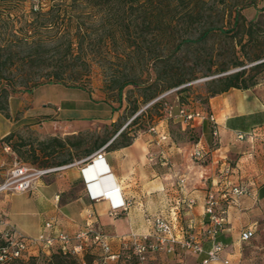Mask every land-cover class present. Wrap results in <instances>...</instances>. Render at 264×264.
I'll use <instances>...</instances> for the list:
<instances>
[{"label": "rangeland", "instance_id": "obj_1", "mask_svg": "<svg viewBox=\"0 0 264 264\" xmlns=\"http://www.w3.org/2000/svg\"><path fill=\"white\" fill-rule=\"evenodd\" d=\"M197 1L192 25L180 9L176 11L171 6L165 10L164 20L174 22L167 31L155 29L154 25L145 28V16L140 10H134L127 19V27L122 28L120 18L108 8L76 7L73 18L81 25L82 33L78 47L74 43L67 52L65 40L56 36L60 29L40 31L41 40L36 42L39 34L31 30V23L39 0H0V87L9 92L6 98L0 96V128L21 118L13 129L16 151L6 150L0 139V183L9 177L14 161L32 168L52 167L61 161L67 165L78 160L84 150L93 152L112 141L122 129L126 137L150 136L156 140V133L150 128L157 129L160 121H164L176 143H194L199 132L188 126L182 128L177 119L166 118L164 102H191L207 111L208 97L219 88L214 80L243 68V78H253L264 89V67L253 68L264 61V0ZM237 13L239 20L235 24ZM208 27L212 28L205 35ZM131 40H136L137 46ZM172 49H176L174 53H170ZM57 67H63L62 81L49 83L45 72L56 71ZM26 77L31 78L29 83H24ZM178 78L188 80L164 88ZM123 82L132 83H127L119 94L118 86ZM45 85L54 86L52 95L86 104L91 117L74 120L60 114L57 105L44 101L47 92L42 89L35 93V97L43 99L39 103L25 100L19 108L14 107L11 100L15 95ZM33 106L36 109L24 118V111ZM190 161L203 164L193 157L192 149ZM69 170L70 166L64 167L33 182L65 177ZM211 188L209 184L207 190ZM4 192L8 193L10 203L20 202L27 194ZM257 225L254 237L237 244L240 259L231 257L228 264H264V211ZM36 254L39 258L34 264H57L56 259L48 258L51 253L46 250ZM96 257L88 249L82 257H66L65 264H93ZM155 262L177 264L169 254L158 255Z\"/></svg>", "mask_w": 264, "mask_h": 264}, {"label": "crops", "instance_id": "obj_2", "mask_svg": "<svg viewBox=\"0 0 264 264\" xmlns=\"http://www.w3.org/2000/svg\"><path fill=\"white\" fill-rule=\"evenodd\" d=\"M53 87H36L31 92L15 95L11 101L17 108L25 100L37 104L43 99L35 97V93L42 89L47 92L44 101L57 105L60 114L74 120L91 117L86 104L52 95ZM41 105L45 104L41 102ZM206 106L217 121V137L211 135L208 121L201 124L192 120L180 124L182 128L188 126L197 130V141L176 143L164 121H160L155 129L156 140L150 136L137 137L129 145L116 149L109 148L110 141L104 144L102 160H97L93 151L86 162L70 166L65 177L59 175L49 181L37 180L29 190L17 192L27 193L20 202L10 203L8 193L0 192V219L24 235L35 236L50 217L54 218V231L73 233L84 225L86 214L92 212L93 219L110 236L112 249L116 250L120 246L119 237H126L130 232L148 231L150 217L154 214L176 212L175 232L179 236L193 235L201 242L204 251L200 254L179 250L155 252L149 255L148 263L155 264L158 255L169 254L177 264L180 260L194 264L205 257L211 243L204 231L207 225L204 197L211 184L220 197L225 220V230L217 234V240L231 247L224 252L225 258L239 260L237 244L241 243L240 233L249 227L253 229L254 237L257 221L264 211V150L262 137L255 131L258 126H264V89L260 86L245 90L229 88L210 95ZM32 109L35 110L36 106L25 110L23 117L31 115ZM20 120L8 121L6 128H0V139L13 131ZM159 133H165L167 138L157 142ZM238 133L245 134V137L237 139ZM196 147L208 150L206 164L190 161V149L193 151ZM151 154L155 156L153 161H149ZM96 161L106 167L101 172L104 176H111L110 183L120 188V195L131 201L126 211H120L116 216L109 214L108 199L91 200L87 193L85 182L91 180L84 178L82 169ZM226 169L228 171L223 174ZM180 178H184L182 187L178 184ZM238 184H248L249 193L239 197L230 195V188ZM55 195H59L58 200ZM187 198H192L194 203L186 205Z\"/></svg>", "mask_w": 264, "mask_h": 264}, {"label": "built area", "instance_id": "obj_3", "mask_svg": "<svg viewBox=\"0 0 264 264\" xmlns=\"http://www.w3.org/2000/svg\"><path fill=\"white\" fill-rule=\"evenodd\" d=\"M165 117L177 119L182 123H190L192 120L200 122L208 121L211 127V134L217 137L218 128L217 121L213 113L208 109H188L184 106L174 109L173 105L164 102ZM150 131L156 130L154 127ZM237 139H243L245 134L238 133ZM167 138L165 133H159L157 142ZM262 148L264 150V137L261 139ZM106 145L94 152L97 160H102V151ZM6 150L9 147L5 146ZM91 156H87L77 162H73L63 166H52L46 168H32L14 161L7 179L0 183V192H25L29 190L34 179L40 178L51 172L58 171L64 167H69L75 163H84ZM193 157L198 160L204 159L201 148L196 147L193 150ZM155 156L149 155V161H153ZM88 165L87 167H89ZM85 167V168H87ZM84 168V169H85ZM82 169V171L84 170ZM228 169L223 171L225 174ZM90 182H85L87 193L91 200L101 198L108 199L110 202L109 214L116 216L120 211H126L130 205V199L120 195V188L113 184L106 186L102 191L92 194L89 189ZM184 178L178 180V184L182 187ZM230 195L239 197L249 193L248 184L234 185L229 190ZM55 199H59V195H55ZM194 203L192 198L186 199V205L190 206ZM204 213L207 217V225L205 234L211 241L210 247L205 251V257L200 260V264H209L211 261H222L229 263V259L223 256L224 252L231 249L230 245L217 240V234L225 230V220L223 211L220 208V197L214 189L206 191L204 197ZM174 214L171 211L167 213H157L150 217L151 226L146 232L135 233L130 232L126 237H119L120 246L113 250L110 243V236L106 234L101 227L93 219V213L86 214L84 225L73 233L63 231H54V218L50 217L44 222L42 230L35 236H27L19 232L16 228L9 225L3 219H0V264H9L17 259L23 258L25 255H34L36 251L46 250L47 252H58L63 256L72 257L74 259L82 257L88 249L95 253L97 257L93 264H126L132 261V264H149L148 257L155 252L172 253L175 250L181 252H190L192 254H200L204 251L201 242L193 235L179 236L176 232ZM253 229L245 228L239 236L240 242H246L253 237ZM178 264H186L184 260H180Z\"/></svg>", "mask_w": 264, "mask_h": 264}, {"label": "trees", "instance_id": "obj_4", "mask_svg": "<svg viewBox=\"0 0 264 264\" xmlns=\"http://www.w3.org/2000/svg\"><path fill=\"white\" fill-rule=\"evenodd\" d=\"M61 1V2H60ZM197 0H39V6L36 8L35 11H33V20L31 23V30L34 33H38L46 29H56L59 30L55 31L57 39H64L65 40V49L67 52L71 51L73 49L72 45L75 43L77 46L80 43V37H81V25L76 22V19L73 18V13L76 11V7L81 8H89V9H96V8H108L112 10L115 16L120 18L118 21L120 27L124 28L127 27V19H130V15L134 10H140L141 13L144 14L145 19L142 21L143 26L145 28H149L152 25H154L155 29L167 31L168 29L172 28L174 26V22L171 19L164 20L163 14L164 11L169 9L171 6L174 8V10L180 9V12H182L184 17H187L189 20L188 24L192 25L193 20L195 21V14L197 13ZM82 10V9H81ZM152 16L156 21L151 20L149 17ZM239 20V14L237 13L235 16V24L238 23ZM131 21V20H130ZM212 27H208L204 33L211 30ZM28 30H26L25 33H27ZM41 35L39 34V38H37L36 42H40ZM72 37V38H71ZM35 42V43H36ZM183 41H180L177 44L176 49H178L183 43ZM131 43L135 46H137L136 40H131ZM78 47V46H77ZM176 49H172L170 53H174ZM31 56V55H30ZM28 56V57H30ZM160 57V56H159ZM158 58V56L156 57ZM264 67V61L259 62L255 65H253L254 69H258ZM61 68L63 67H57V70H53L51 72H45L48 77V82L52 83H60L62 81V74H61ZM245 73V68L238 70L234 73H230L224 76H220L214 80L219 85V88L215 90L212 94L220 93L223 91L228 90L229 88H235V89H254L258 85V82L254 80L253 78L246 79L243 78V75ZM31 78H27L24 83H29ZM187 78H178L175 81L169 82L164 88H171L178 86L185 81H187ZM132 82H123L119 84L118 86V93L120 94L122 88L127 84ZM134 83V82H133ZM150 86L152 83L149 84ZM11 86V84H9ZM13 87V86H11ZM13 89V88H12ZM11 89V91H12ZM184 90V88L180 89V91ZM8 91L6 88L0 87V96H6L8 95ZM155 95H150L151 98ZM173 105V104H172ZM184 106L188 109H199L198 105H195V103L187 102L182 103L177 101L176 104L173 105L174 109L177 110L179 107ZM138 117L135 116L131 122ZM179 122V121H178ZM204 122V121H203ZM203 122L201 124H203ZM211 132V127L208 124ZM255 131H258V135L261 137H264V126H258ZM212 135V134H211ZM14 132L11 131L5 136L1 138L2 146H7L11 150L17 149L15 146V143L13 142ZM117 137H120L119 140H116ZM53 138L52 140H54ZM134 137H126L124 133V129H122L118 135L111 141L109 144L110 149H116L121 146L129 145ZM51 140V141H52ZM45 145V143H42ZM48 145V143H46ZM45 145V146H46ZM98 148V147H97ZM204 154V159H202L201 163L206 164L208 162V150L202 149ZM92 150L86 149L82 152L81 155H79V159L87 157L88 154H90ZM66 161H61L57 163L55 166H61L64 165ZM70 163V162H69ZM72 163V162H71ZM44 168V167H40ZM39 254L30 256L26 260L17 259L9 264H34L37 262V259ZM68 256H63L58 252H52L48 258L52 260V258L56 259L57 264H65L66 260L65 258ZM72 258V257H69ZM74 259V258H72ZM75 263V262H74Z\"/></svg>", "mask_w": 264, "mask_h": 264}, {"label": "bare ground", "instance_id": "obj_5", "mask_svg": "<svg viewBox=\"0 0 264 264\" xmlns=\"http://www.w3.org/2000/svg\"><path fill=\"white\" fill-rule=\"evenodd\" d=\"M105 169L106 167H104L97 161L84 169V178L88 181L92 180L89 185L90 192L92 194H96L102 191L108 185H111V187H113L112 183H110L111 176H104L103 174L98 175L99 171H103ZM94 177H96V179H94Z\"/></svg>", "mask_w": 264, "mask_h": 264}, {"label": "water", "instance_id": "obj_6", "mask_svg": "<svg viewBox=\"0 0 264 264\" xmlns=\"http://www.w3.org/2000/svg\"><path fill=\"white\" fill-rule=\"evenodd\" d=\"M98 173H99L98 175H102V172H101V171H99ZM94 179H96V177H94ZM94 179H93V180H94ZM91 181H92V180H91Z\"/></svg>", "mask_w": 264, "mask_h": 264}]
</instances>
